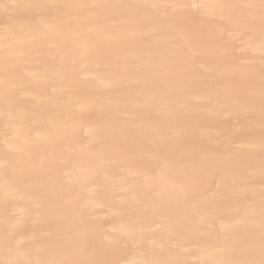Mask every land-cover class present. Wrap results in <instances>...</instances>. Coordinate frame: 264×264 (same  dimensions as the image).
<instances>
[{
	"label": "bare ground",
	"instance_id": "obj_1",
	"mask_svg": "<svg viewBox=\"0 0 264 264\" xmlns=\"http://www.w3.org/2000/svg\"><path fill=\"white\" fill-rule=\"evenodd\" d=\"M264 0H0V264H261Z\"/></svg>",
	"mask_w": 264,
	"mask_h": 264
},
{
	"label": "snow or ice",
	"instance_id": "obj_2",
	"mask_svg": "<svg viewBox=\"0 0 264 264\" xmlns=\"http://www.w3.org/2000/svg\"><path fill=\"white\" fill-rule=\"evenodd\" d=\"M261 264H264V261H261Z\"/></svg>",
	"mask_w": 264,
	"mask_h": 264
}]
</instances>
